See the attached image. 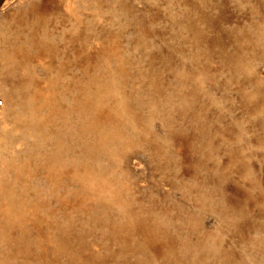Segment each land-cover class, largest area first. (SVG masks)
<instances>
[{
  "label": "rangeland",
  "instance_id": "374dc122",
  "mask_svg": "<svg viewBox=\"0 0 264 264\" xmlns=\"http://www.w3.org/2000/svg\"><path fill=\"white\" fill-rule=\"evenodd\" d=\"M0 264H264V0H0Z\"/></svg>",
  "mask_w": 264,
  "mask_h": 264
},
{
  "label": "built area",
  "instance_id": "2783aa9c",
  "mask_svg": "<svg viewBox=\"0 0 264 264\" xmlns=\"http://www.w3.org/2000/svg\"><path fill=\"white\" fill-rule=\"evenodd\" d=\"M4 107H5V101L4 98L0 95V117L2 116Z\"/></svg>",
  "mask_w": 264,
  "mask_h": 264
}]
</instances>
